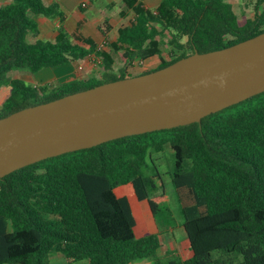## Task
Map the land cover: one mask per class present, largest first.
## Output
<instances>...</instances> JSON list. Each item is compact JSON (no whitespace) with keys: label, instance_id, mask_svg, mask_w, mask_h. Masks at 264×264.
I'll use <instances>...</instances> for the list:
<instances>
[{"label":"trees","instance_id":"1","mask_svg":"<svg viewBox=\"0 0 264 264\" xmlns=\"http://www.w3.org/2000/svg\"><path fill=\"white\" fill-rule=\"evenodd\" d=\"M122 1L133 18L103 49L90 40L74 43L61 28L53 42H27L37 33L36 16L64 18L57 2L8 0L0 7V87H9L0 119L133 77L129 68L153 56L156 71L264 33V0H255L250 16L236 15L224 0H162L153 11ZM166 35L169 58L160 50ZM90 57L99 60L96 77L55 86L7 80L13 70L36 74ZM167 146V175L191 252L185 260L158 258L157 234L136 237L130 203L114 192L130 184L153 215L160 208L170 212L158 162ZM54 252L66 264H264V92L196 123L118 138L0 178V264H49Z\"/></svg>","mask_w":264,"mask_h":264},{"label":"water","instance_id":"2","mask_svg":"<svg viewBox=\"0 0 264 264\" xmlns=\"http://www.w3.org/2000/svg\"><path fill=\"white\" fill-rule=\"evenodd\" d=\"M264 92V33L0 119V178L118 138L199 122Z\"/></svg>","mask_w":264,"mask_h":264},{"label":"crops","instance_id":"3","mask_svg":"<svg viewBox=\"0 0 264 264\" xmlns=\"http://www.w3.org/2000/svg\"><path fill=\"white\" fill-rule=\"evenodd\" d=\"M161 1L137 0L145 9L150 11L155 10ZM53 2L59 4L61 11L64 13V18L59 21L57 18L50 19L43 16H36L37 33L28 35L31 36L32 42L36 40L53 42L58 35V29L61 28L72 42L84 45V40H90L99 47L103 44L115 42L118 29L128 25L133 18L131 10L126 8L122 0H43V3L46 5H50ZM7 3L8 0H0V7L5 6ZM82 63L84 64V62ZM158 65V57L153 56L143 61L140 65L134 63L129 68L127 75H132L133 77L140 76L143 75V72L155 71ZM78 66L80 65L76 63H68L60 67L41 70L33 74L36 77L34 86H55L99 75V68L91 72V74H89V71V73L86 72V74L81 75L82 69L78 70ZM17 78L22 79L20 77ZM22 80L24 81V79ZM4 92V94L0 95V107L9 94L8 86ZM136 203L140 205V224H138L130 204L135 220L134 233L136 228L139 231L137 233L138 235L135 233L136 237H140L144 233L157 234L159 239V248L156 252L157 257H160L163 253H173L174 256L182 260L191 257L188 239L180 222L178 224L176 223L173 227H169L168 230H164L165 232H160L155 221V215L149 210L146 201L136 200ZM145 261L147 259L134 260L128 264H148ZM49 264H66V259L61 253L54 252L49 255ZM77 264L88 263L82 261Z\"/></svg>","mask_w":264,"mask_h":264},{"label":"rangeland","instance_id":"4","mask_svg":"<svg viewBox=\"0 0 264 264\" xmlns=\"http://www.w3.org/2000/svg\"><path fill=\"white\" fill-rule=\"evenodd\" d=\"M43 1V0H42ZM224 1H228L229 4H231L234 12L236 13V15H240V13H244L246 16H250L253 12L252 7H253V3L255 2V0H224ZM167 37V35L161 38V44H160V50H161V55L169 58L168 56V46L165 42V38ZM27 42L30 43L32 42L31 36H27ZM116 61H119V57L116 55L115 56ZM78 64V63H76ZM98 64H99V60L96 58H87L83 63H80L79 65L82 66V71H81V75L86 74V72L90 73L93 71L98 70ZM99 71V70H98ZM80 72V71H79ZM17 78L20 77L22 79H24V81L30 85H34L35 83V78L33 76V74L25 71V70H13L10 74L7 75V80L10 78ZM7 84H2L0 87V95L4 94L6 88H7ZM1 109V107H0ZM172 152L170 150V148L167 146L164 150L163 153H161L159 155L158 162H159V170L160 172L163 174V181H164V191H165V197H166V205L167 208L169 209L170 212L164 211L163 208H160V211L158 213L155 214V221L157 223L158 226V231L160 232H165L164 230H168L169 227H173L174 225H176V223L178 224L179 222L181 223V217L179 214V206H178V202L176 199V195L174 192V189L170 183L169 177L167 175L168 172H170L172 170ZM115 194L117 196H125L128 201L130 202L132 208H133V212L135 215L136 220L138 221V224H140V215H139V203H136V199L133 195V190L130 184H126V185H122L119 186L117 189L114 190ZM168 214H170L171 216H168ZM138 228H136L135 233L136 235H138ZM164 243V242H163ZM165 248V247H163ZM173 255V253H163L160 257V259H167V258H171ZM148 264H153V261L147 259Z\"/></svg>","mask_w":264,"mask_h":264},{"label":"built area","instance_id":"5","mask_svg":"<svg viewBox=\"0 0 264 264\" xmlns=\"http://www.w3.org/2000/svg\"><path fill=\"white\" fill-rule=\"evenodd\" d=\"M104 48V44L99 46L98 49H103ZM82 69V66H78V70H81Z\"/></svg>","mask_w":264,"mask_h":264}]
</instances>
